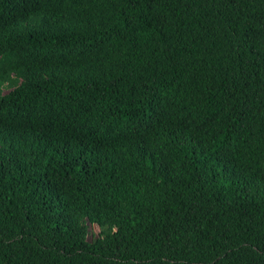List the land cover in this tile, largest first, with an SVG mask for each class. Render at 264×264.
I'll return each instance as SVG.
<instances>
[{"label":"trees","instance_id":"1","mask_svg":"<svg viewBox=\"0 0 264 264\" xmlns=\"http://www.w3.org/2000/svg\"><path fill=\"white\" fill-rule=\"evenodd\" d=\"M0 264H264V0H0Z\"/></svg>","mask_w":264,"mask_h":264},{"label":"rangeland","instance_id":"2","mask_svg":"<svg viewBox=\"0 0 264 264\" xmlns=\"http://www.w3.org/2000/svg\"><path fill=\"white\" fill-rule=\"evenodd\" d=\"M89 226H90V234H89L90 239L98 236L100 232L99 226L97 224H92V223H90Z\"/></svg>","mask_w":264,"mask_h":264}]
</instances>
